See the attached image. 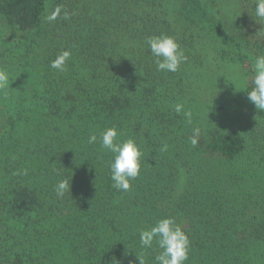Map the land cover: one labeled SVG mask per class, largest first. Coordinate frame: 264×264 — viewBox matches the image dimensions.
Masks as SVG:
<instances>
[{
  "label": "trees",
  "instance_id": "1",
  "mask_svg": "<svg viewBox=\"0 0 264 264\" xmlns=\"http://www.w3.org/2000/svg\"><path fill=\"white\" fill-rule=\"evenodd\" d=\"M208 1L0 0L9 52L23 51L6 72L13 94L25 91L0 107V264H139L136 253L152 264L159 250L142 249L139 230L164 217L189 236L185 264H264V124L223 131L219 121L229 65L251 88L264 22L254 0L232 24ZM162 33L187 57L175 73L157 71L145 43ZM65 50V70L51 68ZM111 126L143 152L127 192L112 187V154L88 143Z\"/></svg>",
  "mask_w": 264,
  "mask_h": 264
},
{
  "label": "clouds",
  "instance_id": "2",
  "mask_svg": "<svg viewBox=\"0 0 264 264\" xmlns=\"http://www.w3.org/2000/svg\"><path fill=\"white\" fill-rule=\"evenodd\" d=\"M254 3L255 12L251 15L260 24L264 22V0H254ZM54 18L49 17L50 20ZM145 43L154 58L157 71L175 73L187 59L174 36L163 33L153 35L146 38ZM70 56L71 53L68 50L60 52L51 62L50 67L64 71ZM253 59L254 75L251 88L247 90L248 99L256 109L264 110V54L256 55ZM8 87V73L0 69V90H6ZM175 111L177 114L182 113L188 123L192 122V112L184 111L182 104L177 103ZM199 131L198 128L194 129L193 136L190 138L193 146L198 143ZM120 135L116 126L106 127L100 131L99 135L91 134L88 143H98L101 149L112 154L108 162L112 187L117 191L127 192L131 190L132 181L141 173L143 152L133 137L120 139ZM53 171L57 172L56 169ZM22 174L27 176L28 169H23ZM54 191L57 197H64L71 191V182L67 178L59 179L54 185ZM139 243L142 249H153L155 245L159 250L152 264H185L189 259L191 241L182 225L177 223L173 217L160 218L152 226L140 229ZM136 256L139 264H146L144 255L136 253Z\"/></svg>",
  "mask_w": 264,
  "mask_h": 264
},
{
  "label": "rangeland",
  "instance_id": "3",
  "mask_svg": "<svg viewBox=\"0 0 264 264\" xmlns=\"http://www.w3.org/2000/svg\"><path fill=\"white\" fill-rule=\"evenodd\" d=\"M208 2L210 8H213L214 11H216L217 14L227 24H232L235 20H239L242 18L241 16H243V14L241 12V9H243V11H248L246 8L242 7L241 0H209ZM48 11L49 12L48 16L46 17V24L51 22L49 17H53L52 9L48 8ZM203 33L207 34L206 40L209 43L207 44L211 48L215 47L217 51L222 50V47H220V45L217 44V46H215L216 40L213 39L214 36H211V34H208V32L205 31H203ZM254 39H256V37ZM9 49L10 47L5 37V31L1 29L0 25V69H4L6 71L8 70V68L16 66L14 63V61L16 60L15 57L19 56L20 52H23L22 50H17L15 52H12L11 54V52H9ZM229 68L230 72H227L228 76L232 78L233 75L235 77V83L226 94L222 91V102L224 103V109L219 112L221 129L223 131H226L234 129L247 130L250 127L258 128V126L261 125L260 123L264 124V110L256 109L255 105L252 104L248 99V94H246L245 92V86L242 85L241 82L240 84L237 83L239 81L238 79L243 77L242 70L236 65H229ZM14 90H16L14 80H11L9 78V87L6 90H0V102L7 101V103H4V105L0 104V107L8 110L10 108L12 110V103L14 98L18 94H20L21 96L25 94V91H23L24 89L22 87L19 91H17L16 95L13 94ZM8 110L6 111L8 112Z\"/></svg>",
  "mask_w": 264,
  "mask_h": 264
}]
</instances>
